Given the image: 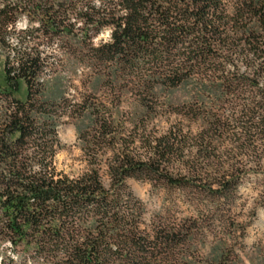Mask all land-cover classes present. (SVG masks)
<instances>
[{
  "label": "trees",
  "instance_id": "16d2710c",
  "mask_svg": "<svg viewBox=\"0 0 264 264\" xmlns=\"http://www.w3.org/2000/svg\"><path fill=\"white\" fill-rule=\"evenodd\" d=\"M22 13L39 18L34 32L45 39L68 31L63 25L72 18L84 39L109 29V43L90 57L130 79L135 93L176 89L190 78L216 88L213 106L224 120L195 98L165 108L206 122L195 153L219 167L223 154L207 139L227 135L233 165L211 180L169 173L190 142L172 133L149 147L146 160L117 159L106 172L107 186L95 169L76 180L56 178L55 125L66 107L43 98L40 55L8 44L6 30ZM0 64V243L9 245L18 264H234L239 251L226 243L247 175L239 160L254 158L258 165L264 158V0H0ZM19 81L26 87L23 102L16 98ZM109 143L95 141L97 149ZM191 162L188 170L195 172L197 162ZM128 180L181 193L199 220L176 223L157 214L151 228H143L145 210ZM213 230L224 243L202 261L199 248Z\"/></svg>",
  "mask_w": 264,
  "mask_h": 264
},
{
  "label": "rangeland",
  "instance_id": "374dc122",
  "mask_svg": "<svg viewBox=\"0 0 264 264\" xmlns=\"http://www.w3.org/2000/svg\"><path fill=\"white\" fill-rule=\"evenodd\" d=\"M73 19L66 20L63 25V28L69 27L68 31L54 39H45L41 32H34L39 27V18L29 14H20L15 25L6 30L12 51L20 49L37 53L44 62V70L38 76L43 98L48 102H63L66 107L64 115L55 125L57 146L53 170L56 178L76 180L95 169L107 186L106 172L116 165L117 159L129 155L146 160L151 156L149 147L157 139L172 133L177 136V141L183 139L190 142H186L182 149L181 160L168 167L169 173L197 176L202 180L208 177L211 180L213 176L228 171L234 162L231 158L232 140L227 135L207 139L212 141L214 149L223 154L222 167L217 166V162L199 158L194 141H199V134L206 131V122L201 119L190 121L168 113L165 108L167 103L179 105L190 103L195 98L208 106L206 109L210 114L215 113L214 116L224 120L227 115L213 106L219 102L216 88L190 78L176 89L155 87L150 95L135 93L130 79L116 77L113 67L105 68L90 57L93 51L109 43L110 30H101L97 35L84 39L79 24L76 25ZM238 65L242 70V66ZM0 84H3L1 64ZM25 97V84L19 81L16 98L23 102ZM101 138L110 143L97 149L95 141H101ZM190 161L197 162L195 172L188 170ZM239 162L247 175L240 182L231 210L235 221L234 235L226 244L234 245L239 251L234 264H264V179L260 176L264 172V158L258 165L254 158ZM33 170L36 171L35 168ZM127 187L144 207L143 228H151L152 218L157 214L173 217L176 223L199 220L195 208L182 202L181 193H169L150 183L134 180H128ZM223 239L225 236L215 230L204 236L203 247L199 248L202 261L211 258L213 249L220 241L224 243ZM18 263L9 245L0 243V264Z\"/></svg>",
  "mask_w": 264,
  "mask_h": 264
},
{
  "label": "built area",
  "instance_id": "2783aa9c",
  "mask_svg": "<svg viewBox=\"0 0 264 264\" xmlns=\"http://www.w3.org/2000/svg\"><path fill=\"white\" fill-rule=\"evenodd\" d=\"M15 25V24H14Z\"/></svg>",
  "mask_w": 264,
  "mask_h": 264
}]
</instances>
